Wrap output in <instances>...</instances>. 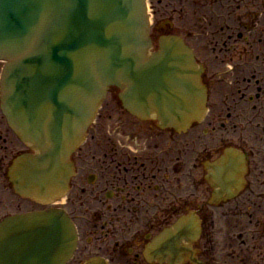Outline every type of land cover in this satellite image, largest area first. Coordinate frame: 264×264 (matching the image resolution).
<instances>
[{
	"label": "flooded vegetation",
	"instance_id": "1",
	"mask_svg": "<svg viewBox=\"0 0 264 264\" xmlns=\"http://www.w3.org/2000/svg\"><path fill=\"white\" fill-rule=\"evenodd\" d=\"M148 3L154 50L176 35L193 51L205 113L177 131L119 103L103 108L56 204L77 234L67 264H193L191 252L203 264H264V0ZM27 151L0 112V222L48 208L9 181L12 161ZM179 222L196 229L180 251L177 235L161 240ZM179 253L184 260L162 257Z\"/></svg>",
	"mask_w": 264,
	"mask_h": 264
},
{
	"label": "water",
	"instance_id": "2",
	"mask_svg": "<svg viewBox=\"0 0 264 264\" xmlns=\"http://www.w3.org/2000/svg\"><path fill=\"white\" fill-rule=\"evenodd\" d=\"M150 49L146 0H0L1 109L35 152L13 163L18 194L51 203L67 191L70 158L112 87L132 115L164 127L201 114L190 50L176 37ZM75 242L61 210L11 218L0 225V264H65Z\"/></svg>",
	"mask_w": 264,
	"mask_h": 264
}]
</instances>
